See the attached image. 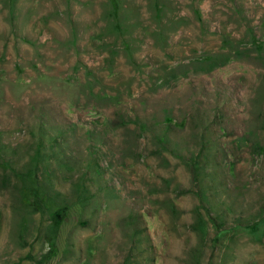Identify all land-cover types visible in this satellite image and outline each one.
<instances>
[{"label": "rangeland", "instance_id": "obj_1", "mask_svg": "<svg viewBox=\"0 0 264 264\" xmlns=\"http://www.w3.org/2000/svg\"><path fill=\"white\" fill-rule=\"evenodd\" d=\"M0 264H264V0H0Z\"/></svg>", "mask_w": 264, "mask_h": 264}, {"label": "trees", "instance_id": "obj_2", "mask_svg": "<svg viewBox=\"0 0 264 264\" xmlns=\"http://www.w3.org/2000/svg\"><path fill=\"white\" fill-rule=\"evenodd\" d=\"M73 65V64H72ZM69 66L70 67V70L72 69V70H74L76 67L78 68L79 67V65H81V71H86V70H88L87 69V66L82 62L81 64H78V63H75L73 66ZM70 78V77H69ZM72 82V81H71ZM82 84V83H81ZM88 91H89V93H88V95H94V96H97V93L96 92H94L93 90H92V87H90V89H88ZM194 115V113H192L191 112V116H190V118H194L195 116H193ZM196 118L198 119V117L196 116ZM123 121V120H122ZM176 154H178V153H176ZM178 157H183V155H180V156H178ZM186 161L187 162H189V164L192 166V167H194L193 165L194 164H197V162L195 161V159H194V157H188L187 159H186ZM196 166V165H195ZM29 171H31V170H29ZM210 219L212 220V223H213V225L217 228V229H219L220 231L222 230V229H225V228H222V223H220V222H216L215 221V219L213 218V217H210ZM241 222L243 221V219L240 217V218H238ZM232 225H230L229 227H231Z\"/></svg>", "mask_w": 264, "mask_h": 264}]
</instances>
